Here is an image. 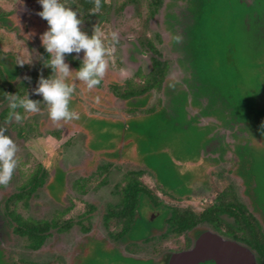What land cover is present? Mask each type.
Returning a JSON list of instances; mask_svg holds the SVG:
<instances>
[{"label": "rangeland", "instance_id": "obj_1", "mask_svg": "<svg viewBox=\"0 0 264 264\" xmlns=\"http://www.w3.org/2000/svg\"><path fill=\"white\" fill-rule=\"evenodd\" d=\"M178 2H170L169 0L172 6H169V12H165V26L167 28L165 33L166 41L161 48L164 53V58L171 60L169 75H176L178 72L175 77L181 76V78L177 79L183 82L184 76L179 73L180 68L173 59L169 58L174 57L172 47H175L178 43L175 39L176 35H174L175 23L177 22L176 19L178 16L176 11L179 9ZM254 5L251 6L248 4L243 7L242 3L237 0L224 4L221 12L220 25L215 30L217 32L214 31L212 33L210 40L215 42L213 45L215 47L214 50H216L215 53L221 50V52L233 55L234 60H230L227 56L228 54H225L224 62L226 65H223L222 53L217 56L214 53L213 67H211V70L218 66V73L216 74V71L214 72L213 70L211 74L206 76V80L202 78L205 77L204 75H196L195 81L196 83H200L198 85L199 90L194 91L188 102H184L181 109L178 110V106L171 108L165 104V101L164 104L160 103L158 97H162L161 92H155L154 96L147 102L145 101V96L132 101L120 98H115L113 102L111 101V94L108 91L111 82L118 81L119 83H124L127 78L133 77L134 72L139 67L142 68L141 70L143 72H147L150 68V56L148 53L143 52L138 54L137 52L133 53L131 51V47H133L130 43L131 40L133 38L137 39L140 36L143 37L145 34L142 21L130 19V16L124 13L127 10L114 14L113 22L115 26H108L107 28L109 30L106 33L114 31L118 33V37L122 41V46H115L112 57L114 66L110 62V67L104 77V89L107 90H105L106 92L102 91V94H104L103 97L97 98L88 89H85V94L88 99L92 98L93 101L95 100L104 105L102 107L103 111L98 112V116L90 114L92 112L90 109H87L85 112L82 100H79V96H75V93H72L69 109L78 113L79 118L72 121L83 125V130L88 136L86 143L88 151L92 152L99 148L102 149L101 153L103 156L111 159V163H117L122 170L121 173H118L114 177V179H117L116 185L121 183L125 172L131 170L130 167H141L150 171L143 179L146 184L152 187L155 196L162 200L163 204L192 207L197 212H200L213 202V195L215 196L217 192L228 184H236L235 187H237L239 198L242 201H246L247 206H250L251 200L243 194L244 187L238 184L237 180H234L232 175L227 171L232 164L230 162L224 163V160L220 162L219 160V153L226 148L227 140L230 141L232 140L231 137H233L236 139V149L234 148V150L238 151V155L246 156V154L249 155L251 153L255 161H257L256 168L254 169L259 180L257 192L259 198L256 201L261 208L263 220L259 219L262 217L261 212H257L256 217L260 224L263 225L264 136L260 139L259 143L261 145H257L251 151L253 144L252 146L251 144L247 146V142H244L249 137L247 136L248 130L246 128L248 127L249 129L251 127L249 126L250 123L247 126L248 119H242L241 124L238 122L239 126H242L239 128L241 132H237L234 129L237 125L236 122L231 121L230 118L227 119L228 115L225 112V97H227L228 102L230 99H238L242 107L246 108L245 117L249 116V118L253 119L252 126L262 130L261 125L264 124V33L262 31L264 28L258 24V18L264 14V0H255ZM40 9L41 4L39 0H0V13L10 14L13 12V17L17 18L16 27L11 30L2 26V24H9V19L8 21L0 19V65L6 71L9 79L12 81L16 80V86L19 85L18 81L21 78H25L29 73L31 74L37 71V69H34L37 66L34 59L37 57L36 50L43 45L41 37L45 33L41 26H44V24L38 20ZM172 26H174V32L170 29ZM250 27L252 31H249ZM37 29L38 31H36ZM11 53H14L17 59ZM131 55L135 57V61L125 64L123 60H132ZM183 56L182 58L186 61L187 57ZM21 62L28 69L26 72L21 71L19 77H17ZM51 73L54 74V72L48 70L45 73V78H52ZM74 79L75 81L79 80L76 75L71 73L66 80L71 81ZM214 82L215 87L213 85ZM228 85L231 87L232 94L225 92L226 86ZM35 87L38 88L39 85ZM200 90H203L204 95H206V101H202V98H196ZM29 97L31 98L32 96ZM36 102L38 104L41 103L38 99ZM202 102L204 103V109H208L207 106L210 103L211 110H208L210 113L201 116L198 105ZM135 104L140 106L142 110L137 108V111H135L133 109L134 106L137 107ZM247 104L248 106H246ZM228 105L231 106L229 103ZM46 123L49 124L46 129H50L51 127L54 130L59 129L61 132H68L66 127L57 126L58 124L55 122L47 120ZM262 131L264 133V130ZM225 134L227 135V139H225ZM32 135L34 138L29 139V137L25 139L23 146L20 147L21 149L17 153V158L19 156L21 158H27L30 169L40 162L44 164V167L53 168L54 162L50 161V159L53 155L60 156V148L58 146L61 142L55 139L53 140V138L46 141L44 138H36L34 134ZM257 138L253 137L251 141L257 142L259 140ZM251 141L248 139L249 143ZM240 144L242 145L240 146ZM19 153H23V155H19ZM229 154L228 156H230ZM206 155L209 159L208 157L205 159ZM68 158L63 160V165L67 169L70 168V165L78 164L77 161L74 162ZM217 158L219 161L217 164L219 165L216 166L215 161ZM109 159L106 160L108 161ZM89 167H95L93 160H90ZM19 168L20 165L14 172L15 174L17 173V176L12 177V183L10 184L13 190L15 189L16 183H19L15 180V177L18 179L20 176ZM23 168L27 169L28 167L24 165ZM159 169H161L164 180L159 178ZM152 171L155 172V178L159 179L162 184L167 186L173 185L174 187L179 185L180 188L177 192L180 195L191 193V196L183 200H176L164 194L157 188ZM209 171L211 173L210 176H208ZM197 172L199 174H196ZM189 174L190 176L196 175L195 178H197H193L194 180L190 181L188 179L190 177L188 176ZM114 179L111 177L108 183L111 186H115L117 191L120 192L121 186H116ZM63 180L64 172L60 168H57V176L50 182H47L45 188H40L38 195H33L30 198L29 207L25 208L20 206L19 209H22V213L25 216H32V211L35 210V217L49 218L54 210L56 212L52 216H59L61 213L58 210L62 207L54 203L52 199L59 201L65 200L69 189L66 184L64 185ZM26 183L25 181L23 186ZM111 186L104 187L105 190L98 192V195L91 196V199L105 203L111 197L109 190L113 189V186ZM47 193H49L51 198ZM101 193L102 197L100 198L99 195ZM116 195L113 196V201L108 200L105 204L109 206V204L113 205V203L117 202L118 197ZM104 206L94 211V220L90 224V227L93 229L88 235H93L97 238L96 240L91 239L92 241L87 242L89 246L91 244V247L86 252V259L79 262V264H163L161 261L156 263L154 259L149 257H154L158 260L161 258V254L165 253L168 249L177 250L184 246V236L177 238L170 235L162 238L159 235L160 231L155 230L153 232L155 227L158 229L163 226L162 208L161 210H155V208L152 209L150 202H143L140 209V230H133L132 233L129 231L127 236L131 235L135 238H144L145 236L147 238L153 233V238L146 243H139L128 241L127 239L129 238L125 237L121 248H113V251L111 249L105 250L103 241L101 242L100 240V238L103 239L108 236L102 219V214L107 210ZM79 212H81V205L77 202L75 215ZM150 218L152 220L155 219L157 222L153 221V223ZM118 229L120 228L118 227ZM83 237L84 234L80 232V228L78 227H75L71 234H67L64 237H60L54 233L53 237L47 239L43 250L33 252L26 248V241L23 238L13 234L6 248L9 251L8 257L11 258L25 256V258H32L35 261L42 262L55 260L58 256L64 260L65 264H74L75 258H78V252L81 251L79 249L81 242L86 240ZM95 242L97 244L94 246L93 244ZM0 253L3 254L6 252L0 250ZM131 253L140 258L135 257Z\"/></svg>", "mask_w": 264, "mask_h": 264}, {"label": "trees", "instance_id": "obj_2", "mask_svg": "<svg viewBox=\"0 0 264 264\" xmlns=\"http://www.w3.org/2000/svg\"><path fill=\"white\" fill-rule=\"evenodd\" d=\"M172 1H179L178 5L181 3L182 6L180 7L183 8L182 15L177 12L178 16L176 19L177 22L175 23V32L174 26H172L173 29H170L173 30L176 37L179 36L182 38L181 42H178L175 47H172V49L177 56V58H175V62L180 68L179 72L182 74V76H184V81L182 82L181 80H178L179 78H181V76L177 77L178 79L175 77L178 73L172 76L169 75L171 60H161V54L157 53V49L153 47L152 44L148 43V46H150V48H152V50L157 53L152 57L153 62L150 71L148 72V74H145L142 70H140L138 74L135 75V77L127 78L124 83H119L118 81L111 82L109 86V93L111 94L112 102L113 100H115V98L132 101L144 96L146 99L145 101L147 102L153 96L154 92H161L162 97H158L160 103L164 104L165 101V104L169 105L171 108L178 106V110L181 109L184 102H188L190 96L194 91H196L197 89L199 90L198 85L200 83H196V75H204L205 77L202 78L206 80V76L208 74H211L213 70L214 72L216 71V74L218 73V66L216 67L217 69L214 67L213 70H211V67H213V58L216 50H214L215 47L213 46L215 42L210 40V38L212 36V33L217 30L218 26L220 25L219 23L221 20V12L224 4L229 3L230 1L232 3L233 0H170V2ZM237 1L241 2L243 7L248 5V3L244 0ZM160 2L161 0H155L153 3L158 6ZM254 3L255 0H253L250 5H254ZM75 4L76 5L74 10L78 11L79 13L83 11L87 12L88 14V10L93 7V4L90 3L89 0H76ZM170 5L172 6V3H169L168 0L167 12H169ZM111 7L112 3H110V0H108V2L104 4L101 11L95 16L101 17L102 15H105ZM254 7L256 6L254 5ZM0 19H9L8 13L1 12ZM258 20V24H260L261 27L264 28V14L260 15ZM43 23L48 24L46 20H44ZM249 31H252L251 27L249 28ZM262 32L264 33V29ZM142 44H144V42H142ZM221 53L223 62L225 59V54H228L227 56L230 60H234L233 55L221 52V50L220 52L215 53V55L217 56ZM182 56L187 57L186 61L182 58ZM75 64L79 69L83 66L82 61H75ZM223 65H226V63L224 62ZM21 70L22 67L20 66L17 75ZM50 72H53L51 67ZM71 73L76 75V72L74 71ZM37 75H31V80L35 81ZM38 76L40 77V74ZM65 82L70 83L73 82V80H65ZM101 83L98 86H101ZM213 85L215 87V82L213 83ZM18 86L19 88H17ZM28 86L29 84L27 86H21L20 84L16 86L15 80L12 81L11 79H9L6 75V71L0 65V105L6 106L4 110V118L6 120L9 116V113H13L14 111L9 107L11 106V104H19L21 100L31 99L30 97H23V94L27 92ZM21 88H23V90H21ZM213 91H215V89H213ZM225 92L227 94L231 93L230 85L226 86ZM90 93L92 94L91 91ZM198 94L199 95H196L197 99L202 98V101H206V95H204L203 90H200ZM225 102L227 104H225V112L228 115L227 119L230 118L231 121L236 122L237 125L234 129L237 132H241L239 128L242 126H239L238 122L241 124L242 119H248L247 126L248 123H250L249 126L252 127H249V129L248 127L246 128V130H248L247 136L251 137H248V139L250 141L253 137H258L257 139H259L257 142L251 141L250 143L248 142V139H245L244 142H247V146H249L250 144L252 146L253 144L251 148V151H253V149H255L257 145H261L259 142L260 139L264 136L263 131L257 129L255 126H252L253 119L249 118V116L245 117L246 108L242 107V105L238 102V99H230L228 102L227 97H225ZM228 103L231 104V106L228 105ZM203 104L204 103L202 102L200 105H198L201 111V116L210 113L208 112V110H211L210 103H208V109H204ZM135 105L137 106V104ZM246 106H248V104ZM137 108H140L142 110L140 106H134L133 109L137 111ZM151 109L154 110L153 108ZM90 114L98 116L93 112H91ZM244 125L246 126V124ZM19 130L21 131L20 135H23L22 132L25 131V127L23 126ZM56 134L58 135V133ZM225 136V139H227L226 134ZM231 138L232 140H227V143L225 145L226 148H224V150L219 153V160L220 162L223 160L225 162L227 159V161L232 164L227 169V171L232 175L234 180H237L238 184L244 187V195L249 197V199L251 200L250 206H245V204L242 203V200L236 194V184H230L225 189L219 191L218 196H216V203L214 205L205 207L200 212H197L192 207H179L163 204L162 200L155 196L152 188L149 187V185L146 184L143 180V175L146 172L149 173L150 171H147L146 169L141 167L135 168L133 170L131 169L125 172L121 183H119L118 185L121 186V191H118L119 200L113 203V205H106L105 209L107 210L104 209L105 212L102 215V219L103 225L107 229L108 233L107 238H100L101 242L103 241L104 249H111L113 251V248H121L125 241L123 240L125 237L129 238L127 239L128 241H135L139 243H146L153 238V233L147 238L145 236L144 238H135L131 235L127 236V233L129 231H131L132 233L133 230H140V209L143 199L147 197L149 198L150 203L154 205V207L162 208L163 213V226L159 227L158 229H156L157 227H155L153 232L155 230L160 231L159 235L162 238H166L170 235L177 238L184 236L183 247L177 250L168 249L167 251H165L166 253L161 254V258L158 260L154 257H149L151 259H154L156 263H159L164 259V261L167 263L169 257L174 253V251L189 249V245L193 242L198 233L201 230L205 229L204 227H202V223L207 222L211 224V227H213L218 234L227 235L231 239H235V241H238L241 244L249 247L255 253L257 263L264 264V230L262 229L260 222L256 217V213L261 212V208L260 206H258L256 201V199L259 198L257 195L259 180L254 169L256 168L257 161H255V158L251 153L249 155L246 154V156H239L238 151L234 150L236 139L233 137ZM242 144H240V146ZM228 154L230 156H228ZM207 157L208 156L206 155L205 159H207ZM217 163H219L218 158L215 161L216 165ZM111 166L112 163L109 162L106 163L103 168L105 171H107V169H109ZM159 170V178L163 179L161 169ZM39 172L46 173L45 170H39ZM152 173L153 175L155 174L154 171H152ZM196 174H199V172H197ZM43 175L40 178H37L36 175L33 176L34 178H31L29 183L31 184L29 189L26 187L20 192H13L11 195L5 196L2 200V202L6 203L7 205L8 215H10L11 217L10 226L13 233L20 238H23L24 241H26V248L33 252L43 250L47 239L51 238L54 233L64 232L70 229L74 224H76L77 226H80L81 224L82 226V221L80 219H78L77 221L74 219L65 220L64 214H60L59 216L54 215L50 219H36L34 217L21 216L20 212H18V207L22 205L23 207L28 206L30 197L32 196L34 191L39 187V185H42L44 183L45 177ZM209 175L210 171L208 172V176ZM188 176H190V174ZM195 176H190L188 177V179L190 181L194 180L197 178H195ZM155 181L157 183V188H159L160 191L164 194L171 196L173 199L183 200L184 198H189L191 196V193L180 195L177 192V190H179L180 188L179 185L174 187L173 185L171 186L164 181L169 185L167 186L162 184L159 179L156 178ZM96 210L97 208L95 205L88 204V230H90V224H92L90 218ZM153 221L156 220L154 219L152 220V222ZM118 227L120 229L117 230ZM221 228H225V231H223ZM96 238V236L88 235L87 239L88 241H92L96 240ZM10 239H12V236L5 237V245L1 244L0 242V250H2V252H6L3 254L0 253V264H65L64 260L58 256L57 258L55 257V260H46L42 262L35 261L32 258H25V256L17 258L8 257L9 251L6 248V245L10 243ZM87 242L85 246L84 244L80 246L79 249L81 251L78 252V258H75L74 264H79V262L86 259V252L89 251L91 247V244L89 246V243L87 244ZM96 244L97 242H95L93 245L95 246Z\"/></svg>", "mask_w": 264, "mask_h": 264}, {"label": "flooded vegetation", "instance_id": "obj_3", "mask_svg": "<svg viewBox=\"0 0 264 264\" xmlns=\"http://www.w3.org/2000/svg\"><path fill=\"white\" fill-rule=\"evenodd\" d=\"M154 1L155 0H110V3H112V7L109 9V11L105 15H102L101 17L95 16V15H90V14H87V12L82 11V12H80V14H78V18L82 20L81 31H83L87 35L91 36L93 34L94 28L98 25L101 28V30H104V32H105L104 39L107 40V35L110 34V32L106 33V31L109 30L107 27L108 26H112V27L115 26V24L113 22V18L115 16L114 14H118V13L123 12L124 10H127L128 12L126 11L124 13L127 14L128 16H130V19H132V20L138 19V21L141 20L142 24L144 25L143 26L144 27L143 31H145L144 36L143 37H141V36L137 37V39L133 38L130 43L133 46V47H131V51L133 53L137 52L138 54H140V53L145 52V53L149 54V56H150V68L147 72L145 71L146 73L144 72L145 74H148V72L151 69L152 62H153L152 61L153 56H155L157 53H160L162 56L161 60L168 59V58H164V56H163L164 53H163L162 48H161V46L164 45L165 41H166L165 40V33L167 31V28L165 26L166 25L165 24V12H167L168 0H161L160 4L158 6H156L155 3H153ZM244 1L247 2L248 4H251V2L253 0H244ZM61 2L64 3L66 7H70L73 10L75 9L76 0H66V1L61 0ZM65 2H67V3H65ZM180 6H182L181 3L179 4V9L176 12H178L180 15H182L183 8H181ZM40 10L42 11V9H40ZM124 13H123V15H125ZM8 18H9V21H8V19H5V21H8L9 24H2V26L6 27L8 30H11L12 28L16 27L17 18L13 17V12L8 14ZM38 20L40 23L44 22V19L41 18L40 16H39ZM43 24H44V26L41 25L43 31H45V32L48 31L49 25L45 24V23H43ZM36 31H38V29ZM123 37H124V35H123ZM142 42H144V44H142ZM148 43L152 44L153 47H155L157 49V53L154 50H152V48H150V46H148L149 45ZM115 46L116 47L122 46V41L119 39V42ZM137 49H138V51H136ZM36 53H37V57H35L36 59H34V62L37 66L34 69H37V71H34L31 74L29 73L25 78H21L20 81H18V84H20L21 86H23V85L27 86L29 84V86L27 88V92L23 94V97L28 98L29 96H32L31 99L35 102L38 99V101L41 102L38 104L40 111H39V113L34 114V113L26 112L22 107H17L15 109H12V110H14L12 113V120H11L12 122L8 123V122H6V119L4 118V110H5L6 106L0 105V129H6V131L4 132V135L10 136L15 141V143L17 144L19 150L21 149L20 147L23 146L25 139H27L29 137H30L29 139L34 138L32 134H34L36 138L41 137V138H44V140H46V141L49 140L50 138H53V140L55 139L57 141H60L61 143L58 146L60 148V156L57 157V156L53 155V157L50 159V161L54 162L53 168L44 167V164L40 162L36 166H33L31 169L29 168V164H28L29 160L27 158L22 157L23 158L22 159L21 156L18 157L19 161H20V164H19L20 165V168H19L20 176L18 179H17V177H15L16 178L15 180H17L19 183H16L14 190L10 187L12 180L7 187H0V242H1V244L5 245V243H6L5 237L6 236H13V234H14L12 231V228L10 226L11 217H10V215H8L7 205H6V203L2 202L4 197L11 195L13 192H20V191L24 190L26 187L29 189L31 186V184H29L31 178H34L33 176H35V175L37 176V178H40L44 174L43 175L45 177L44 183L42 185H39V187L32 194V196L38 195V193H40L39 189L42 187L45 188V184L47 182H50L53 178H55L57 176V168H60L64 172V180H63L64 182L63 183H64V185L65 184L67 185L69 192H67V196L65 197L64 201H61V200L59 201L57 199H55V200L52 199V201L54 203L61 205L62 208L58 211H60L61 214H64L65 220L74 219L77 221L78 219H80L82 221V226H81V224H80V226H77L76 224H74L70 229H68L64 232L56 233V234H58L60 237H64L67 234H71V232L73 231V229L75 227H78V228H80V232L84 234L85 238L83 237V239H86L85 241L82 240L83 242H81V246L83 244L85 246L86 242L88 241L87 235H88V233L92 232V229H93V228H90V230H88V226H87L88 225V221H87L88 204L95 205L97 210H98L99 208H101L104 205H105L104 207H106L105 203L108 200L113 201V199H114L113 196L115 194H117L116 196L118 197V199L116 201L119 200L118 191L115 188V186H113V185H112L113 189H109L111 197H110V199L106 200L105 203H103L101 201L92 200L91 196L98 195V192H100V191L102 192L103 190H105L104 187H108L109 185L111 186V184L108 183L109 179L111 177L114 179V177H116L118 173H121L122 170L117 165V163L114 162V161H116L115 159H114V161L112 160L114 162V163H112V166L109 169H107V171L104 170L103 166L106 163H109V162L111 163V159L105 158L103 156V154L101 153L102 149H100V148L95 150V151H92V152L88 151V147L86 146L88 136H87L86 132L83 130L82 124H78L74 121H68V122L60 121L58 123L55 122L56 124H58L57 126L66 127L68 129L67 133L61 132V130H59V129H57V130L51 129V127H50V129H46V127L49 125L48 123H46L47 120H49L50 122H53L49 117L50 106L47 104L46 101H44V98L42 95L37 94L38 88L35 86L39 85V81H40V77L38 76L39 74H40V76L43 74L42 77L44 76L43 77L44 79H50V77L45 78V73H47L48 70L50 71L49 66H47V64H48V61L51 59V56L45 50L44 45L40 46L36 50ZM11 54H13L17 59V56L14 53H11ZM84 56H85V54H84L83 50L78 54L72 53V54H66L65 55V63H67L70 66L71 72L74 71L77 74V72L79 71V68H77L75 61H82V63H83ZM131 58H132V60L131 59L130 60L124 59L123 61H125V64H129V62H132V61L134 62L135 57L133 55H131ZM169 58H171L175 61L176 60L175 58H177V56L174 53V57L172 56ZM21 67H22L21 71H23V72H26V70L28 69L26 65H21ZM141 69L142 68L139 67L138 70H136L134 72L133 77H135V75L138 74V72ZM20 72H19V74H20ZM19 74L17 75V77H19ZM33 74L34 75L38 74L36 76L35 81H32L30 78V76ZM54 75H55V73L52 74V78H54ZM130 78H132V77H130ZM78 81H80V82L77 83ZM78 81L73 80V82H70L68 84L70 86L74 87L73 94L75 93L74 95L79 96V100H82V104L85 108V111H87V109H90L93 113H96V114L98 112L103 111L102 107L104 105L96 102L95 100L93 101L92 98H89V99L87 98V95L85 94V89L86 90L88 89L87 84L84 81H81V80H78ZM101 82H102L101 86H97V87L93 88L92 90L88 89L97 98L103 97L104 94H102V93L106 92L105 90H107V89H104V79ZM21 90H23V88H21ZM154 94H155V92L153 93V96H154ZM37 96H39V97H37ZM7 106H9V105H7ZM17 113L18 114L20 113V115L22 117H24L22 122H17L15 120V115ZM23 126L25 127V131L22 132L23 135H20L21 131L19 129H21ZM56 133H58V135ZM20 154L23 155V153H19V155ZM67 157H69L68 159H70L74 162L77 161V163L78 164L80 163V164L79 165L78 164L70 165V168L67 169L66 166L63 165V160H66L65 158H67ZM79 159H80V161H79ZM106 159H109V160L107 161ZM90 160H93V163L95 165L94 168L89 167ZM94 160H95V162H94ZM225 162H228V161H225ZM22 164H23V166L26 165L28 168L24 169ZM217 165H219V164H217ZM130 168L133 170L136 167H130ZM39 170H45L46 173H40ZM147 174L148 173L146 172L143 175V177ZM13 176H17V173L16 174L14 173ZM106 176H107V178H105ZM109 176H111V177H109ZM114 180H115V185H116L117 179L115 178ZM25 181L27 183L23 186ZM229 185L230 184H228L226 187H228ZM116 186H118V184ZM226 187H224L223 189H225ZM223 189H221V190H223ZM207 190H210V189H207ZM235 191H236V194L239 195L237 187H235ZM8 192H11V193L8 194ZM47 194L50 197L49 193H47ZM218 194H219V192H217L215 196L213 195L214 200L210 205H214L216 203V196H218ZM243 194H244V189H243ZM99 197L100 198L102 197V193L99 195ZM77 202H79L81 205V212H79L75 215V209H76V203ZM143 202L149 203L150 200H149V198L145 197L142 201V204H143ZM242 203H244L245 206H247L246 201H242ZM29 204L26 207H29ZM153 208H155V210L161 209V208H156V207H154V205H152V209ZM54 209H55V207H54ZM18 212H20L21 216H23V217H34L36 219H40V218L50 219L52 217L53 213L56 212V210H54L52 212V214L49 218L48 217H35L36 210L32 211V213H33L32 216H25L22 213V209H19V207H18ZM152 218H150V219L152 220ZM259 219L263 220V215ZM90 220L91 221L94 220V214L92 215ZM83 225H84V227H83ZM202 227H204L205 229L201 230L198 233L196 238L189 245V248H191L194 245L197 237L202 232L208 231V230L212 231V232H216L214 230V228L211 227V224H209L207 222H203ZM261 227H263V229H264V222H263V225H261ZM221 229L223 231H225V228H221ZM219 235H221V234H219ZM221 236H223L226 239H231L227 235H221ZM231 240H235V239H231ZM132 255H134V254H132ZM164 260L161 262L163 264H167ZM200 264H215V263L212 261H207V262H202Z\"/></svg>", "mask_w": 264, "mask_h": 264}, {"label": "clouds", "instance_id": "obj_4", "mask_svg": "<svg viewBox=\"0 0 264 264\" xmlns=\"http://www.w3.org/2000/svg\"><path fill=\"white\" fill-rule=\"evenodd\" d=\"M93 7L88 10V14L97 15L108 0H89ZM42 11L38 15L46 20L49 25L42 37L45 50L50 54L51 59L47 66L51 67L55 73L54 78L44 79L41 77L37 94L43 96L44 101L50 106L49 117L53 122L72 121L78 119V113L69 109V102L74 91L65 80L70 76V66L65 63V55L80 53L85 54L83 66L77 72V78L87 84V88L92 90L100 85L104 79L112 61L115 45L119 42L118 33L111 32L104 39L105 33L97 25L91 36L81 31L82 20L78 18V11L66 7L61 0H39ZM177 42L182 38L175 37ZM106 44L108 45L106 47ZM21 65L23 62L20 63ZM12 109L22 107L26 112L39 113L38 103L28 99L21 100L19 104L13 103ZM12 113L6 122H11ZM24 117L15 115L17 122H22ZM264 130V124L261 125ZM6 129H0V187H7L13 174L20 164L17 158L19 148L15 141L4 135Z\"/></svg>", "mask_w": 264, "mask_h": 264}, {"label": "water", "instance_id": "obj_5", "mask_svg": "<svg viewBox=\"0 0 264 264\" xmlns=\"http://www.w3.org/2000/svg\"><path fill=\"white\" fill-rule=\"evenodd\" d=\"M207 261L215 264H258L255 253L249 247L209 230L202 232L191 248L173 253L167 264H200Z\"/></svg>", "mask_w": 264, "mask_h": 264}]
</instances>
